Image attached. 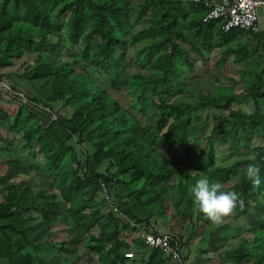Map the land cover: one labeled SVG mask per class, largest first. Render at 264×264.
<instances>
[{
    "label": "trees",
    "instance_id": "16d2710c",
    "mask_svg": "<svg viewBox=\"0 0 264 264\" xmlns=\"http://www.w3.org/2000/svg\"><path fill=\"white\" fill-rule=\"evenodd\" d=\"M135 1L0 0V77L33 83L28 97L58 117L0 98V264H168L139 236L163 223L169 229L156 232L175 234L188 255L195 245L202 255L224 251L221 264H264V55L256 70L205 98L171 102L174 92H189L188 75L206 53L220 47L215 67L226 73V63L246 61V44L263 35L225 32L220 21H204L203 5L186 0ZM26 54L35 55L31 64L20 62ZM106 81L127 90L129 108ZM248 102L251 113L232 110ZM148 108L154 128L135 114ZM91 162L107 163L106 171H90ZM249 163L260 166L258 188L247 178ZM33 167L46 181L22 178L35 175ZM202 176L240 198L221 224L193 204L189 189ZM101 182L121 215L105 204V219ZM56 223L66 240H55ZM77 243L83 253L68 256Z\"/></svg>",
    "mask_w": 264,
    "mask_h": 264
},
{
    "label": "rangeland",
    "instance_id": "374dc122",
    "mask_svg": "<svg viewBox=\"0 0 264 264\" xmlns=\"http://www.w3.org/2000/svg\"><path fill=\"white\" fill-rule=\"evenodd\" d=\"M138 0H136L135 2H137ZM146 25L140 24V26H137L135 28V31L140 30V28L145 27ZM134 47H130L129 49V54H128V61L133 60L134 59ZM261 52V51H258ZM66 52H63V57L67 56ZM215 54H218V51L215 52ZM214 54V55H215ZM260 54V53H259ZM216 55L215 57H212V59H209L206 62L203 61H199L196 65L195 71L194 73H190V75H188V82H190L191 84V88L189 89V92L186 95L180 94V93H173L172 98H171V102L174 103H185V102H190L193 98H200L203 99L206 96L212 94V92H214L215 90V86H220V85H224V86H228L229 84L232 83V81L234 80H240V76L242 74V72L246 71L245 69H254L255 67H258L259 64H261L263 59H259L257 54L254 53L251 58L247 59L246 61H244L243 63L240 64H236V65H230V70L226 73L223 72V69H217L215 67V60L217 59ZM254 56L256 59H254ZM35 57V55H28L26 54L25 58L23 60H21L20 62H24L25 64H31L30 62L32 61V59ZM53 60L55 61L56 58L53 57ZM20 63L17 62L16 67L14 68L15 71L18 70ZM229 65V64H228ZM257 68H255L256 70ZM138 71V66L137 65H133L129 68V72L132 73H136ZM90 74L93 76L95 74L94 71H91ZM13 82L16 83L17 78L12 77ZM32 87H30L32 90H34L33 87V83H29L28 82V86L30 85ZM104 88H107L109 90V92L111 93L112 96H114L115 98L118 99V101L122 104L123 107L125 108H129L130 104L132 102V97L127 93L126 89L123 90H113L110 85L109 82H105L104 83ZM194 94V97L190 96V94ZM241 110L242 112L248 114L251 113L253 111V104L251 102H248L246 105L243 106H237V105H233L232 110ZM207 110L208 108L202 109L198 112V115L205 118V116L207 115ZM148 113H146V115H139L138 113H135L138 117V119L140 120L141 124L144 126H148L150 128H154L157 124V119L155 118L154 112L152 111V109L148 108ZM213 116L214 117H218L220 116L219 113L214 112L213 111ZM225 116L229 115V112H225L224 113ZM229 145H225L222 147L218 148L219 152H226L228 149ZM15 155H18V151H14ZM224 158V157H223ZM35 162L40 164H43V158L42 156H37L34 160ZM108 164L105 163L103 164V166H97L94 163H90L89 165V169L90 171H101V172H105L106 168H107ZM33 172L35 175L31 176L29 175H24L22 176V178H26V179H30L32 177H34L36 180L38 181H46V179L48 178L47 174L39 167H33ZM22 174V173H21ZM1 199V198H0ZM99 204L102 205V211L104 213V217L106 216L107 212L109 211L108 208L105 206V203L102 202L101 199H99ZM106 219V217H105ZM157 220V218H156ZM180 221V219H178ZM244 222V221H243ZM165 223H168L167 221H165ZM167 225V224H165ZM156 229H160V225H158L156 227ZM53 230H55L57 232V236L55 237V240L58 241H64L66 240L67 234H66V230H65V226L62 224H55V227L53 228ZM36 232V230H35ZM81 241L82 239H84V235H81ZM74 244H70L68 245V247L71 248V250L74 253H71V255L68 256H76L78 255V251H80V253H83V243L79 244L77 243V247ZM196 251H192V253H195ZM197 253V252H196ZM64 258L63 256L61 257ZM73 258V257H72Z\"/></svg>",
    "mask_w": 264,
    "mask_h": 264
},
{
    "label": "built area",
    "instance_id": "2783aa9c",
    "mask_svg": "<svg viewBox=\"0 0 264 264\" xmlns=\"http://www.w3.org/2000/svg\"><path fill=\"white\" fill-rule=\"evenodd\" d=\"M192 2L201 4L206 8L205 22L221 21L225 32L234 29L252 34L260 32L258 9L264 7V0H192ZM0 93L7 101L30 106L38 112H48L51 114V121L58 119L53 111L45 107L44 102L31 100L24 90L17 89L6 77H0ZM101 190L104 203L114 213L121 215L113 191L104 182H101ZM132 227L137 226L132 224ZM139 236L149 249L162 251L167 259L177 264H193L186 259L182 243L172 232H156L150 229L140 231Z\"/></svg>",
    "mask_w": 264,
    "mask_h": 264
},
{
    "label": "clouds",
    "instance_id": "9594fccd",
    "mask_svg": "<svg viewBox=\"0 0 264 264\" xmlns=\"http://www.w3.org/2000/svg\"><path fill=\"white\" fill-rule=\"evenodd\" d=\"M249 159L254 161L255 156ZM246 175L254 188L261 185L260 166L257 163L247 165ZM189 191L197 211L214 224H221L225 217L232 214L240 200L236 192L224 190L221 182H212L207 176L197 179Z\"/></svg>",
    "mask_w": 264,
    "mask_h": 264
},
{
    "label": "crops",
    "instance_id": "0c3cea01",
    "mask_svg": "<svg viewBox=\"0 0 264 264\" xmlns=\"http://www.w3.org/2000/svg\"><path fill=\"white\" fill-rule=\"evenodd\" d=\"M188 3H192V0H186ZM194 3V2H193ZM205 8V7H204ZM206 9V8H205ZM207 13V10L205 12V15ZM258 18H259V27H260V32L257 33V34H262L263 36L261 38H258L256 39L255 41L253 42H250L249 44H246L250 50L249 54H248V57L249 59L251 58V56L256 53L258 58L260 59V57L262 55H264V7L262 8H259L258 9ZM221 24H223L221 21H220ZM222 29H223V26H222ZM224 31V30H223ZM252 34V33H251ZM255 35V34H254ZM217 38L214 37V41L216 40ZM242 44L245 43V41L241 40ZM219 41L216 40V45L219 46ZM220 47H217V49H215L214 53L213 51L212 52H208L206 53V58L209 60L211 59L212 57H215L216 55L217 56V59L215 61H218V58H219V55H220ZM218 51V54H215V52ZM258 51H261V52H258ZM260 53V54H259ZM215 54V55H214ZM257 56H254V59H256L255 57ZM263 61V60H262ZM229 64V65H228ZM230 61L226 63L225 66H228L230 68ZM223 69V68H222ZM247 70V69H245ZM10 71H15L14 69L10 70ZM10 71H6V72H10ZM223 72H224V69H223ZM1 76V74H0ZM12 77L14 78H17V81L16 83H14V86L17 88V89H22V90H25V91H29L31 93H34L36 92V89L32 90L30 87H32L30 84V86H28V81L26 79H23V78H19L18 76H15L12 74ZM0 98L3 102H8L6 99L3 98L2 94L0 93ZM99 172V171H98ZM101 172V171H100ZM1 198V197H0ZM2 199V198H1ZM0 199V201H1ZM170 226V225H169ZM169 228L166 227V225L163 223L160 225V229H157L156 231H164V230H168ZM199 247H196L195 245H193V248H192V251H196L195 253H191V255H188V252L186 251L185 254H186V258L188 260L189 263H193V264H221L220 263V259L218 258V256H220L221 253H223L224 251H212V252H208V253H205V254H200V251L198 249ZM168 264H177L176 262L174 261H169Z\"/></svg>",
    "mask_w": 264,
    "mask_h": 264
}]
</instances>
